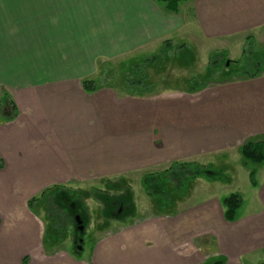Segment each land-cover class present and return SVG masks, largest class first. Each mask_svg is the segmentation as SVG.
Returning a JSON list of instances; mask_svg holds the SVG:
<instances>
[{"label":"crops","instance_id":"1","mask_svg":"<svg viewBox=\"0 0 264 264\" xmlns=\"http://www.w3.org/2000/svg\"><path fill=\"white\" fill-rule=\"evenodd\" d=\"M155 1L0 0V9L5 10L0 43L6 46L0 54V83L17 89L20 100L27 99L29 109L37 112L28 128L25 123L14 127L15 134L30 145L16 146L14 137L5 136V167L0 171L5 180L20 172L61 174L51 186L72 180H111L144 167L200 163L230 150L239 153L247 142H264V73L255 78L243 75L210 89L171 90L145 98L122 95L109 87H97L94 92L83 88L82 79L92 73L91 67L107 49L118 54L158 35L173 39L177 35L180 41L188 31L197 43L238 47L264 35V0H188L183 12L181 4L175 12L166 10L176 16L183 13L180 20L167 12L168 17L159 19ZM11 47L17 49L15 54L9 51ZM15 61L33 64V74L21 81H7L3 69ZM6 95L9 100L4 110L15 116L13 124L22 121L16 119L13 98L9 92ZM46 128L49 145L41 148L35 144L41 142ZM258 176L261 179L254 188L259 190L263 208L259 212L227 222L219 206L210 222L198 226L195 239L179 235V221L161 244L149 247L145 242L140 249L129 251L142 252L144 257L128 256L112 264H203L208 257L243 264L242 259L264 251V169L256 171ZM4 179L0 176V181ZM8 180L12 187L14 177ZM26 217L28 226L23 224L20 233L0 232V264H81L83 259L77 260L72 253L66 252L65 257L44 254L37 216L27 213ZM214 220L219 224L209 227ZM204 226L207 229L202 231ZM209 228L215 229V235L203 251L196 240L212 233ZM97 253V258L93 256L96 264H106L100 259V249Z\"/></svg>","mask_w":264,"mask_h":264},{"label":"rangeland","instance_id":"2","mask_svg":"<svg viewBox=\"0 0 264 264\" xmlns=\"http://www.w3.org/2000/svg\"><path fill=\"white\" fill-rule=\"evenodd\" d=\"M159 3H157L159 8L155 14L157 17L161 16L159 19H162L167 15L166 10L170 9L167 3L161 1ZM187 3L190 2H181L182 7L179 4L181 12L185 10ZM4 12L5 10L3 11L1 7V34L5 32L1 22ZM169 15L175 20L184 17L183 13L176 16L169 12ZM191 33L192 31H188L183 34L180 41L177 35L173 36L175 39L158 35L153 41L148 40L135 48L127 47L125 51L118 54H112L107 49V53L101 55L91 67L92 73L83 78L82 82L91 81L98 88L109 87L116 89L122 95L133 97L139 95L145 98L153 97L161 92H171V90L188 93L195 86L210 89L227 81L239 80L245 72L250 74L258 70V75L264 73V35L256 40L247 41L244 47H238L221 44V42L207 44L201 40L197 43L193 40ZM182 43L185 44L180 45ZM5 47L0 43V54L3 53ZM17 49L11 47L9 51L15 54ZM13 58L15 59L16 56ZM3 70L7 73L6 80L12 82L24 80L28 75L31 76L34 67L28 62L24 64L15 61L8 63ZM6 92H9V96L13 98V103L18 109L16 119H23L22 121L13 124L14 119L12 118L15 116H10V111L4 110L5 103L9 100L8 96H5ZM25 101L27 99L20 100L17 89L0 83V130H4L0 132V139L3 137L0 142V145L3 144L0 147L2 160V155L7 149L5 136L14 137L16 146L30 145L28 141L22 139V135H17L14 131L16 129L14 127L22 123H25L24 126L28 128L34 119V114H37L36 111L29 109ZM30 113L32 114L31 119L27 117ZM7 115L8 122L3 123L2 120ZM10 120L12 122H9ZM8 132L11 133L8 134ZM48 139L49 132L46 128L43 129L40 137L41 142H36L35 145H40L41 148L48 147ZM245 161L241 152L238 153L235 149L201 161L203 165L212 168V171L220 177V181L197 180L192 186L189 182L183 191V199L170 200L163 210H156L153 201L144 191L142 182L148 173L163 172L171 165L169 167H144L139 172L117 179L95 178L85 181L77 180V182L72 180L53 186L51 185L54 183V177L59 178L61 174L56 176L50 174L52 176L50 177L48 174L20 172L8 175L7 180L4 179V175H0L4 179L0 181V230L2 229L0 232L20 233L23 231V224H28L27 213L30 215L33 213L37 216L35 220L40 223L43 253L46 255L56 254L59 257H65L69 255L68 253H72L77 260L83 259L81 264H96L95 258L98 257L99 249L100 259L106 264H112L115 260L128 256L144 257L142 252L130 253L129 251L135 250V247L140 249L145 242H149V247L155 246L158 242L161 244V240L174 231L179 221H181L178 225L179 235L186 237L189 241L195 239L194 235L200 232L198 226L210 222L219 206L224 211L223 201L231 194H239L243 199V205L238 210L235 221H240L251 216L249 214L263 209L261 202L258 201L259 190L257 191L252 186L249 174L251 170L261 172L264 165L246 161V166ZM3 168H0V171ZM11 177H14L15 182L12 187L8 180ZM260 179L258 176L257 180ZM47 189L50 190L46 191ZM44 191L46 194L41 197ZM58 193H65L66 198H52ZM35 197L36 201L32 202ZM31 202L32 205H30ZM53 203L54 207L50 206ZM120 205H125L123 216L118 220H113L111 215L114 210L119 209ZM47 210H52V213L50 214ZM62 210L70 215L71 224L70 222L66 224L61 218L64 216L62 214H65ZM70 217L66 214L67 219ZM77 218L80 219L81 225L78 224ZM214 221L209 227L214 226L215 228L219 224V220ZM33 226L32 223L31 227ZM63 228L67 231L62 234ZM214 228H209V232L213 229L212 233L200 235L196 240L203 251L210 246V236L214 234ZM204 229L207 228L204 226L202 231ZM74 231L75 236L77 234L75 240ZM61 234L64 238L57 241V235ZM81 243V252L75 254V247H80ZM218 260L224 261L222 258L208 257L203 264H214ZM242 263L264 264V251L254 254L251 258L242 259Z\"/></svg>","mask_w":264,"mask_h":264},{"label":"trees","instance_id":"3","mask_svg":"<svg viewBox=\"0 0 264 264\" xmlns=\"http://www.w3.org/2000/svg\"><path fill=\"white\" fill-rule=\"evenodd\" d=\"M159 1L167 3V6L169 7V9L175 12L177 11L178 6L181 2L188 1V0H159ZM244 75H247L251 78H255L258 75V70H256L255 73H250V74L245 72ZM82 84H83V88L87 92H94L97 89L96 85L91 81H85ZM199 88H202V87L195 86V87H192L190 90L193 92ZM241 154L243 155L244 159L247 162H250L256 165L263 164L264 163V142L245 143L241 147ZM246 161H245V165L247 166ZM4 165H5L4 161L0 158V168H3ZM249 177H250L252 186L256 187L257 186L256 171L251 170ZM219 178L220 177H218L212 171V168L207 167L203 164H200L197 162H190V163H186V162L180 163L179 162V163H173L168 169L164 170L163 172L148 173L147 175H145L144 180L142 182V187L144 191L146 192V194L148 195V197H150V199L153 201L156 210H163V208L166 205H168L170 200L183 199L182 198L184 197L183 191L189 182H191L190 185L192 186V184L197 180L220 181ZM48 190L50 189H47L46 191ZM46 191H44L41 194V197H44V195L46 194L45 193ZM55 197L59 199H65L66 195L65 193H58V194L53 195L52 198H55ZM34 201H36V198L32 202ZM32 202L30 203V205L33 204ZM242 205H243V199L239 194H231L230 196L225 198L223 201L225 220L227 222H235L236 217H237V212L242 207ZM50 206L54 207V203L53 205H50ZM123 207L125 209V205L124 206L120 205L119 209H116L113 211L111 215L112 218H114L113 220H118L123 216V211H124ZM47 211L50 212V214L52 213V210H47ZM66 214L68 217H70V215L67 212H65V214H62L64 216H62L61 218L63 219V221L65 220L66 224L67 223L69 224V222L71 224L72 223L71 217L67 219ZM73 222H74V219H73ZM65 231H67V229L63 228L62 234L63 232L65 233ZM76 231H78L77 227H76ZM62 234L57 235V241H60L62 237L64 238V235ZM73 235L75 236V231ZM76 236L74 237V240L77 238ZM81 248H82V243L80 247H75V250H76L75 254L80 253ZM214 264H225V262L222 260H218L214 262Z\"/></svg>","mask_w":264,"mask_h":264},{"label":"water","instance_id":"4","mask_svg":"<svg viewBox=\"0 0 264 264\" xmlns=\"http://www.w3.org/2000/svg\"><path fill=\"white\" fill-rule=\"evenodd\" d=\"M77 221H78V224L81 225V222H80V219L79 218H77ZM82 229L83 228L81 227L80 230L82 231Z\"/></svg>","mask_w":264,"mask_h":264}]
</instances>
